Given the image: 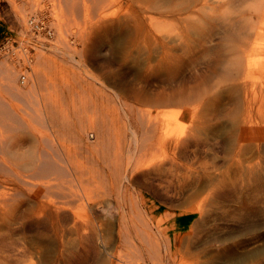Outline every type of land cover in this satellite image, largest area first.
<instances>
[{
    "label": "rangeland",
    "instance_id": "374dc122",
    "mask_svg": "<svg viewBox=\"0 0 264 264\" xmlns=\"http://www.w3.org/2000/svg\"><path fill=\"white\" fill-rule=\"evenodd\" d=\"M78 1L0 0V78H4L5 76L8 78H101L102 80L105 78V81L103 80V82H106L105 86L107 88V92L121 95V103H127L128 105H132L135 108H139L140 105V107L142 106L143 110L149 109L152 105L154 107H152L153 111H160L163 108V110H161L162 112L160 111V114H163L161 115L160 119L164 121L159 122L158 125H161L163 122H165V120H168V118H162V116L169 115L168 121L170 122L166 121L169 126V131L170 129H175L173 131H178L180 128L184 127L186 130H190L191 127H194V129L196 128L198 130L197 131L196 129H193L194 131L198 133L200 132L197 134V142L199 143H194L196 146L192 144L186 146V148H189L190 151H188L184 146H181L184 148L183 150L181 147H178L174 151V147H171L173 145H167L169 148L168 149L166 147L167 150L165 147H162V149L165 151H160L162 149L159 150V148L155 151V154H159V157L161 154L160 158H163L162 155L164 154L162 153L167 151L168 152L165 154H167L169 157H177L174 158L173 162L168 161L165 164L167 169L169 166L168 172H170L167 173L169 176L175 174V169L178 168L176 167L177 165L182 168L177 169L179 170L178 172L176 170L177 173L175 177H178V180H176L174 177L175 182L173 180V186H158L156 184H159V181L151 179L154 181L153 186L157 191L156 194L152 192H146L147 190L143 187V185L140 186L138 184H134L131 181L122 182L127 185L126 189H128L127 194L125 195V207L123 210L121 209V212L123 211L126 213L127 211V233L129 236L127 235L126 238L129 240V242L124 241V239H122L123 237H121V240L117 237L116 231L118 227L116 222H114L116 219L115 216V218H99L100 220L98 219V222L101 227V235L104 236L103 238H106V235L110 238L108 237V241H106L107 239L104 240L101 237V239L97 241L101 248V250L96 254L99 257L94 256L92 259H90L89 263L85 264H120L121 262H119L117 259L120 252L122 255H125L126 252L135 251L136 249L133 248L135 243V247H138L137 249H143L144 242L142 241V233L148 231L149 229L151 236L150 239H152L153 242H156L159 246L161 245V264H173L172 259L175 257L178 258L174 259L175 261L177 260L176 262L178 264H264V227L262 229L259 226V228L254 229L255 231H244L243 229L246 224H257L256 221H264L263 215L254 217L252 216V218L250 217V220H247L249 223L246 224L237 218H233V220L237 221L235 229L232 228L234 231H232V229H225V227H223L217 228L216 230L213 229V231L211 230L212 233L210 232V234H192V232H190L191 229H189V224L194 222L199 217V215L193 211L194 207L198 205V203H200V201L203 199L204 195L206 194L204 191L208 189V187L211 185L210 183H213L215 179L217 180L223 175H230V177H233V175L237 176V170L240 167L238 166V163L244 164L245 162L246 164L250 162L249 164H255L258 163V160L260 161V158L258 159V157L262 156L261 153L258 154L257 148L260 149L263 145L262 142L264 143V114L263 117H260L259 119L258 114H256L254 110L252 115L255 121L252 127H246L243 121L245 110L242 109L246 108L245 99L250 94V92L247 91L248 95H246V90H251L253 88V83L250 81V78H246L244 71L242 74V71H240V73L239 71L233 70L231 67H227L225 70L224 65H227V63L231 61L232 58L234 59V57L230 55V47H233L236 44L234 40L226 42L223 40V38L234 30L238 19H241L242 22L250 15L251 20H254L256 22V26H258L256 27V31L260 37L257 40H254V35L251 34V38H247V52L253 44L256 45V50L253 55L250 54L248 56V59H250L249 67L252 72V76L257 77L254 78L256 87H258L260 83H263L264 85V2H260L261 4L259 3L261 6L263 5L261 9L262 13H260V5L253 8L255 3L252 5L251 1V3L246 1V3L249 2L248 4L250 5L246 6V4L245 7L244 2L242 5L241 0H207L203 5L199 16L195 10L199 8V4H202L203 0ZM83 1L86 2L84 11L82 6H85V4ZM70 4L75 5L73 6ZM65 6H67V8ZM76 6H81L82 8H77ZM63 7H65V10ZM73 8H75L77 11H74ZM22 9H24V11H22ZM252 10L256 11L257 13L253 12ZM21 12L23 17L26 18L31 16L33 12H37L40 17L39 20H41L43 17L42 20L46 21V26L53 30V36L45 37L42 35L41 37L36 33H32L26 25L25 18L21 17ZM189 13H193L192 16L190 15V19L192 21L189 18L188 20L183 19L184 15ZM258 13H260L259 17ZM241 14H244V16H241ZM199 17L203 18V22L201 24H198L197 22ZM151 18L153 19L152 22ZM155 19L158 21L161 20L159 25H162V28L158 25L159 22L154 24L156 21ZM182 19L187 21L183 22ZM188 22H191V25H194H187L189 24ZM158 29H160V31ZM64 44H66V47L69 49L65 48ZM257 46H262L263 49H260ZM163 52L165 53L162 54ZM37 54H41L43 57H45L48 64L47 66H39L41 65L40 62L39 65H37L38 59H35ZM160 54L161 56H159ZM76 56L79 57L77 58ZM168 56L170 58H168ZM173 56H175L174 58L182 57L183 62L182 58L180 61L183 64L174 63V60H171L173 59ZM165 58L168 60H166V63ZM168 64H171V66H169L170 68L172 65V68H174L175 64L176 69L174 68V70L168 68ZM163 67H167L168 69L165 68V70ZM177 67H179V69ZM33 70H37V72L35 73ZM89 73L92 77L89 76ZM235 74H237L238 77ZM238 80H241V82ZM163 95H165L167 100L168 97L171 99H169L167 102L166 99L162 101L163 99L161 98H165ZM159 100L161 103L158 102ZM148 106L150 107L148 108ZM193 110L195 112H193ZM123 112L124 108L121 107V128L124 127V124L131 125L132 127L138 126L137 122L127 121L129 118L125 116ZM260 122L262 124H260ZM197 127H200V131ZM169 131L168 134L173 133H169ZM173 134L175 135V133ZM173 134L170 135L172 136V139L175 137H173ZM89 137L90 139H93V134L90 133ZM200 138H202V140ZM200 141H202V143H200ZM217 141L218 144L216 143ZM206 144L209 146L206 147ZM129 146L132 147L128 151ZM214 146L218 149H214ZM133 147V143L121 146L122 163H125L127 159L131 160V158L133 159L134 157H137V155H134L131 152ZM172 151L174 152L171 153ZM235 151L237 152V155H235ZM238 151H240V155H238ZM184 159L188 162H186ZM191 159H193V164L191 163ZM179 162H181L183 165L180 166ZM172 163H175V165ZM185 164L188 166L190 164V168ZM184 166L188 170H185ZM193 166H195V168ZM170 168L173 169L171 170ZM221 171L225 173L223 174ZM179 173L181 174V177H179ZM144 181L142 183L147 186V180L145 182ZM208 181L210 183H208ZM166 188L168 190H166ZM130 192L134 193L131 194ZM130 204L134 206L131 207ZM25 207L26 206L21 205L19 209L11 213L13 217H7L8 215L6 214L4 216V213L1 214L0 212V235L6 234L9 237L11 234L10 238L14 240L17 246L16 248H18V250L15 251L1 244L0 264H10V262L12 264H67V256L64 254L67 250H65V252L62 254L60 251L63 248H74L75 239L72 238L74 236H71V234H69L70 236L66 234L64 237L67 238L63 237L61 242L53 235L51 236V234L39 235L36 232L24 231L22 223L25 222V218L27 217V209ZM130 207L132 209H130ZM2 215L4 218H2ZM11 218L14 220V222ZM2 220H4V222ZM21 220L23 221L21 222ZM132 220L134 223H132ZM145 224L147 226H145ZM237 224H239V227L241 228L237 227ZM219 227H221V225ZM112 228L116 231H113ZM238 228L241 229V231L236 230ZM11 229L14 231H11ZM21 230L23 231L21 232ZM2 231L4 233H2ZM139 231L143 232L139 233ZM233 233L237 235L235 236ZM158 234H160V236H158ZM163 237L166 239V242L168 239L170 243L169 246L171 247L172 253L171 257L168 255V253L166 254L165 250L162 248L164 240ZM132 238L135 239L133 240ZM186 238L187 241L185 240ZM20 240L23 242L22 244ZM112 240H114V243ZM64 241L65 243L68 241L66 243L67 245L64 244ZM253 241L257 242L254 243ZM237 242H241L243 245H240L238 248H236L233 245ZM72 244L74 245L72 246ZM108 245L109 248L106 247ZM71 246L72 248H69ZM58 247L60 248V251ZM104 247L105 249H103ZM119 247L123 248L121 249ZM4 248H7L5 253L3 251L5 250ZM184 248H187L189 251H186ZM231 249H233V251ZM227 250L229 252H227ZM21 252L25 253L21 254ZM3 253L5 256H2ZM99 253L103 256L105 254L109 260H107L105 256H101ZM11 255L14 256L11 257ZM182 256H185V258ZM63 257L64 259L62 260ZM112 257L115 259L114 261ZM121 258H123V256H121ZM149 258V255H147V257L137 261V264H151V259ZM61 260L63 263H60ZM69 262V264L72 263V261Z\"/></svg>",
    "mask_w": 264,
    "mask_h": 264
},
{
    "label": "bare ground",
    "instance_id": "6f19581e",
    "mask_svg": "<svg viewBox=\"0 0 264 264\" xmlns=\"http://www.w3.org/2000/svg\"><path fill=\"white\" fill-rule=\"evenodd\" d=\"M84 1L83 3L85 4V6L81 5L83 7V11H84V8L86 7V2ZM206 1L207 0H203L202 4L200 3L201 6L199 4V8L195 10V12L197 11L199 16H200V12L202 11V7L206 3ZM241 1H242V5L244 2V6L246 4H247L246 6H249L250 4L248 3L250 1L252 2V5L255 3V6L253 5V8L260 5L261 4L260 2H264V0H241ZM246 1H249V2L246 3ZM70 5H73V4H70ZM81 6L79 7L82 8ZM262 6L261 5L259 6L261 7L259 9L260 11L262 9ZM65 7L67 8V6ZM65 7H63L64 10H65ZM73 9L74 11H77L75 10V8ZM22 11H24V9H22ZM252 11L256 12L254 10ZM191 12H192V9H191ZM260 13H262V11ZM260 13H258V17ZM186 15H184V18L183 17L181 18L188 20V18L189 19L191 18L193 13H189ZM241 16H244V14H241ZM21 17H23L22 12H21ZM38 17H39V14L37 12H33V14L29 16L28 18L26 17H23V18H25L26 25L28 26V28L31 30L32 33H36L38 34V36H41V37L42 35L46 37L49 34L50 36H53V30L46 26L45 24L46 21L42 20L43 17L41 18V20H39L40 17L39 18ZM88 20H91V19H88ZM187 20H183V22ZM152 21L153 19L151 18V22ZM160 21L156 20L154 24H157V22H159L158 23L159 25ZM197 22L198 24H201L203 22V18L199 17ZM254 22H255L254 20H251L250 15L248 18H245V20H243L242 22H241V19H238L234 30L223 38V40H225L226 42L228 41L230 42L231 40H234L236 44V45L234 44L235 46L230 47L231 54L228 51V53L232 55L234 59L232 58L233 60L231 59V61H229L227 65H224L225 70L227 69V67L228 68L231 67L235 71H239V72L242 71V74L244 71L246 78H250V81L253 83L252 85L253 88L251 87L252 88L251 90L250 89L246 90V93H245L246 95H248L247 91L250 92V94L247 97L245 96L246 97L245 99L246 108L245 107H244L245 109L241 108L242 110H245L244 112L245 117L243 116V121L246 127L247 126L252 127L255 121L252 115L254 110L256 114H258L259 119L260 117L262 118L264 114V85L263 83H260V84L258 83L259 86L256 87L254 78H257V77L252 76V72L249 67L250 59H248L249 58L248 56L250 54L253 55V53L255 52L256 45L251 44L252 46L248 52H247L248 48L246 49V43L248 42L247 38H249L251 34L254 35V40H257L260 37L256 31V27L258 26H256V22L255 23ZM187 25L192 26L194 24L191 25V22H190ZM158 30L160 31V29ZM64 46L65 48H68L66 47V44H64ZM257 47H259L260 49H263L262 46H257ZM237 50H238V53H237ZM164 53L165 52H163L162 54ZM159 56H161V54ZM174 57L175 56H173V59H171V60H174L173 61L174 63L183 64L180 61L182 57L181 58H174ZM36 58L38 59V63L36 61L37 65H39V62L41 64L39 66L48 65L43 55L37 54L35 59ZM168 58L170 57L168 56ZM166 60L167 59L165 58V63H166ZM182 62H183V58H182ZM167 66L168 68H170L169 66H171V64H168ZM175 66L176 65L174 64V68L176 69ZM172 67L170 69H174ZM163 68L168 69L167 67H163ZM177 68L179 69V67ZM33 71L35 73L37 72V70H33ZM235 75L237 76V74ZM89 76H90V73H89ZM64 79L62 78H8L7 76H5L4 78H0V212L1 214L4 213V216L6 214L8 215L7 217L9 216L13 217L11 213L19 209L21 205L26 206L25 208L27 209V212H26L27 217L25 216L26 220L24 223H22L23 224L22 227L24 231L36 232L39 235H43V234L50 235L51 234V236L53 235L60 241L63 239L64 236H66V234L68 235L71 234V236L73 235L74 237L72 238L75 239L74 248H72V246L74 245L72 244V246L69 247L72 249L63 248L60 251V248L58 247L59 251L62 254L65 252V250H67L64 253L67 256V259H66L68 260L67 264L70 263L69 261H72L73 264H85V263H89L92 257L94 256L99 257L96 254L101 250V248L98 245L97 241H99L101 237L102 239L104 240L107 239L106 241H108L109 236L106 235V238H103L104 236L101 235V232H100L101 227L98 222L100 220L99 218H113L115 216L116 219L114 222H116V225L118 228H117V231L113 230V228L112 230L117 232V237L120 240H121V237H123L122 239H124V241L129 242V240H127L126 238V236L128 235L127 220H126L127 211L126 213L123 211L121 212V209L123 210V208L125 207V200H126L125 195L127 194L128 189H126L127 185L122 182L131 181L134 184H138L140 186L143 185V187L146 188L147 190L146 192H152L156 194H157V191L155 187L153 186L154 181L152 180L159 181V184H156L158 186L164 185L165 187L167 186L171 187L172 183L175 182L174 177L176 176V173L179 171L177 169L181 167L177 165L176 167L178 168L175 169V174H172L171 176L167 175V173H169L170 171L168 172L169 166L167 169L165 164L168 161L173 162L176 156L174 158L173 156L169 157L167 154H165L168 152L167 151L165 153H162L164 154L162 155L163 158H160L161 154L159 157V154L156 155L155 151L158 148L159 150L162 149V147L166 148L167 145H173L171 147H174V151L175 149L181 146L182 147L184 146L186 148V146H189L190 144L194 145V143H196L198 140L197 134H199L200 132L198 133L194 131L196 129V128L194 129V127L193 128L189 127L190 130L189 129L186 130L184 127V128H180L179 130L177 129L178 131H173L175 129H170L169 131L168 129L169 126H168V123L166 122L169 120V115H166V114L165 115L168 117L162 116V118L165 117V118H168V120H165V122H163L162 124L160 123L161 125H158L159 122L164 121L160 119L161 115H163V114H160L163 108L161 109L159 107L161 109V110L159 109L161 112L153 111L152 110L153 105H152L151 107L148 106V108L150 107L151 109L149 108V109L143 110L142 106L140 107V105H139V108L138 107L135 108L132 105L131 106L128 105L127 103H123V102L121 103V95L117 93L107 92V88L105 86L106 82L105 83L103 82L105 78L103 80L101 78H70V79H65V80ZM238 81L241 82V80H238ZM163 97H165V95H163ZM161 99H163L162 101H164L166 97L161 98ZM169 99L171 98L168 97V100ZM160 100L158 102H160ZM168 100L166 99V102ZM121 107L124 108V112H123L124 115L129 118L127 119V121L137 122L138 126L132 127L131 125L124 124V127L121 128ZM193 112L195 111L193 110ZM260 124L262 123L260 122ZM197 128L200 131V127H197ZM168 131L169 133L171 132L175 133V135L171 133L173 134V137L175 136L174 139L171 138L172 136H170L171 134H168ZM90 133L93 134V139H90L89 137ZM200 139L202 140V138ZM218 141L216 142L217 144H218ZM130 143H133L134 145L133 150H131V152L134 155H137V157H134L133 159L131 158V160L127 159L125 163H122L121 162V155H122L121 146H125ZM198 143L199 142H197L196 144ZM200 143H202V141H200ZM216 143H215V146H216ZM196 144L194 146H196ZM262 144H263L262 147L259 146L262 148V150L261 148L260 149L257 148L258 154L259 153L262 154V156L258 157V159L260 158V161L257 159L258 163L249 164L250 162L248 161L249 163L245 164L244 162V164H242L239 161L241 164L238 163V166L240 167L237 170V173H238L237 176L233 175V177L232 176L230 177V175L229 176L219 175L220 177L219 178L217 177L218 179L217 180L215 179L213 183H210L208 181V183H210L211 185L208 187L207 190L204 191V193L206 192V194L204 195L200 203H198V205L196 206L194 205L195 207L193 211H195V213H197L199 217L194 222L189 224V229H191L190 232H192V234H196V233L198 234L209 233L210 234V232L212 233L213 229L216 230L217 228H223V227H225V229H232V228L235 229L237 221L233 220V218H237L241 222H245V224L249 223V221L247 220L250 217L252 218V216L254 217V216L263 215V218H264V151H263L264 143L262 142ZM208 146L209 145H207L206 147ZM131 147L132 146H129L128 151L130 150ZM183 149L184 148H182V150ZM186 149L190 151L189 148H186ZM214 149L217 150L218 148L215 147ZM160 151H165V150L162 149ZM174 151H172L171 153H173ZM235 155H237V152ZM238 155H240V151H238ZM192 161L193 159H191V163L193 164ZM172 164L175 165V163H172ZM179 164L180 166L183 165L181 164V162H179ZM193 167L195 168V166ZM184 168L185 170H188L186 169L185 166ZM170 169L172 170L173 168H170ZM222 173L224 174L225 172H222ZM179 175L178 176L181 177L180 173ZM167 176H169L170 178ZM177 178L176 180H178ZM144 180L145 181L147 180V186L142 183ZM165 187H164V190H165ZM174 188H175V185H174ZM166 190L168 189L166 188ZM133 193L134 192H132L131 194ZM133 206L131 205V207ZM131 207L130 209H132ZM135 207H138V206H135ZM7 217L5 218L8 219ZM2 218H4L3 215H2ZM20 219H23V218H20ZM102 220H101V223H102ZM2 221L4 222V220ZM22 221L23 220H21V222ZM132 223H134V221ZM256 223L257 224H252V223L246 224L243 227L244 231L245 230L252 231L254 229L259 228V226L263 229L264 221L262 222L256 221ZM220 225L221 227H219ZM145 226L147 225L145 224ZM237 227H239V224H237ZM239 228L236 230L241 231V229ZM12 230L13 229H11V231ZM23 230H21V232ZM149 230L142 233V238L144 239V240L142 239V241L144 242L143 249L142 248L137 249L138 247L137 248L135 247L136 246V243H135V246L133 247L134 249H136L135 251L126 252L125 255L124 254L122 255L121 252L119 251L121 256H123V258H121L120 254L119 255L116 254L118 255V257L117 256L115 257H117L119 262H121L120 264L122 263L123 264H137L138 263L137 261H139L140 259L144 257H147V255H149L150 257L149 259H151V262H150L151 264H161L162 263L161 262L162 256H160L161 255L160 253L161 245L159 246L156 242H153L152 239H150L151 236H150ZM232 231L234 230L232 229ZM141 232L143 231H139V233ZM2 233L4 232L2 231ZM233 234L235 235V233ZM10 236L11 234L9 235V237L6 234L0 235V245L2 244L5 247L6 246L9 247L11 250L17 251L18 248H16L17 246L14 240L10 238ZM158 236H160V234H158ZM64 238H67V237H64ZM111 239H112V236H111ZM164 240H163L162 248L165 250L166 254L168 253V255H170L171 257L172 253H171V247L169 246L170 243L168 239H167V242H166V239ZM185 240L187 241V238ZM65 241H64V244L67 245L66 243L68 241L66 243ZM112 242L114 243V240H112ZM220 242H223V241H220ZM22 243L23 242L21 241V244ZM240 245L242 246L243 244H241V242H237V243H234L233 246L238 248ZM106 247L109 248V245ZM127 247H132V246H127ZM6 249L5 250L2 249L4 253L6 252ZM103 249H105V247ZM184 249L186 251L188 250L187 248H184ZM263 249H264V246H263ZM158 250H159V253H158ZM231 250L233 251V249ZM227 252L229 251L227 250ZM4 253L2 256H5ZM24 253L21 252V254H24ZM105 254L104 256L106 257ZM12 256L14 255H11V257ZM7 257H10V256H7ZM183 258H185V256ZM63 259L64 257L62 258V260ZM174 259H172L173 264H178L176 262L177 260L175 261ZM62 260L60 263H63ZM114 260L115 259H113V261ZM10 264L12 263L10 262Z\"/></svg>",
    "mask_w": 264,
    "mask_h": 264
},
{
    "label": "built area",
    "instance_id": "2783aa9c",
    "mask_svg": "<svg viewBox=\"0 0 264 264\" xmlns=\"http://www.w3.org/2000/svg\"><path fill=\"white\" fill-rule=\"evenodd\" d=\"M48 36H50V34Z\"/></svg>",
    "mask_w": 264,
    "mask_h": 264
}]
</instances>
